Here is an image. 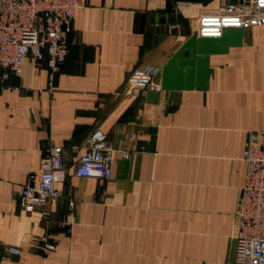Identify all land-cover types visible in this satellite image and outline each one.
Returning <instances> with one entry per match:
<instances>
[{
    "label": "crops",
    "instance_id": "crops-1",
    "mask_svg": "<svg viewBox=\"0 0 264 264\" xmlns=\"http://www.w3.org/2000/svg\"><path fill=\"white\" fill-rule=\"evenodd\" d=\"M236 1L88 0L52 85L45 60H25L0 88V264H239L243 151L264 127V26L196 30ZM146 64L161 67L162 89L130 91L128 75ZM97 128L130 158L116 153L106 181L70 165L51 220L25 213L21 188L46 150L84 152Z\"/></svg>",
    "mask_w": 264,
    "mask_h": 264
},
{
    "label": "built area",
    "instance_id": "built-area-1",
    "mask_svg": "<svg viewBox=\"0 0 264 264\" xmlns=\"http://www.w3.org/2000/svg\"><path fill=\"white\" fill-rule=\"evenodd\" d=\"M88 0H0V88L22 75L25 60L46 61L52 85L67 61L68 35L80 9ZM180 3L172 8L177 14ZM264 26V0H237L222 5L217 12L198 18L196 30L200 37H222L227 28L250 29ZM170 31L173 26H169ZM161 67L146 64L131 71L127 78L130 91H160L155 83ZM116 153L130 158L127 149H115L106 133L94 129L86 141L84 152L79 146L54 145L46 150L38 172L28 175L21 188L20 206L25 213L34 212L51 220L54 208L64 199L60 188L73 175L108 180ZM247 165L246 180L239 190L235 217L237 220L236 260L239 264H264V127L249 131L243 151ZM71 210L76 201L68 199ZM46 251L55 250L45 242ZM9 252L21 256V247Z\"/></svg>",
    "mask_w": 264,
    "mask_h": 264
}]
</instances>
